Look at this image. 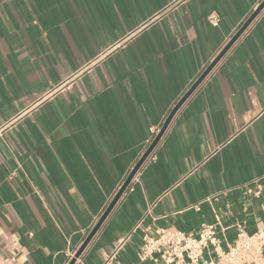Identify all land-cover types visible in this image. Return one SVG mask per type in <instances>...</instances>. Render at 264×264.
<instances>
[{"label":"crops","instance_id":"obj_1","mask_svg":"<svg viewBox=\"0 0 264 264\" xmlns=\"http://www.w3.org/2000/svg\"><path fill=\"white\" fill-rule=\"evenodd\" d=\"M262 1L0 0V254L19 239L20 264H65ZM203 224L224 251L239 227L264 226V9L178 111L79 264H165L159 253L139 260L143 236ZM208 259L212 244L197 264Z\"/></svg>","mask_w":264,"mask_h":264},{"label":"built area","instance_id":"obj_2","mask_svg":"<svg viewBox=\"0 0 264 264\" xmlns=\"http://www.w3.org/2000/svg\"><path fill=\"white\" fill-rule=\"evenodd\" d=\"M61 87H55L54 91L59 90ZM158 130L160 131V129ZM217 220L219 223V217H217ZM215 234L214 224H203L197 234L185 233L174 226L158 228L155 235L143 236L138 257L143 262L148 258H152L155 253H159L165 264H197L204 248L208 244H212L217 252V259H208L204 261V264L263 263L264 226L258 228L253 234H248L242 227H239L235 243L230 245L226 251L220 248ZM77 250L70 252L68 261L65 264H69ZM19 254V239H15L13 249L9 254H0V264H20ZM80 261L81 257L76 259L75 264H79Z\"/></svg>","mask_w":264,"mask_h":264},{"label":"water","instance_id":"obj_3","mask_svg":"<svg viewBox=\"0 0 264 264\" xmlns=\"http://www.w3.org/2000/svg\"><path fill=\"white\" fill-rule=\"evenodd\" d=\"M264 9V0L260 3V5L252 12V14L246 19V21L241 25V27L236 31V33L231 37L228 43L223 47L220 53L209 63L206 69L201 73V75L197 78V80L193 83V85L189 88V90L179 99L176 105L172 108L169 115L167 116L166 120L164 121L160 131L155 136L153 141L147 147L143 155L137 161L131 172L128 174L127 178L125 179L124 183L121 185L111 202L109 203L108 207L105 209L103 214L101 215L98 222L94 225L88 235L85 237L83 243L77 250L75 256L71 259L69 264H75L76 259L81 257L83 253L86 251L92 240L95 238L99 230L101 229L102 225L110 216L111 212L122 198L123 194L126 192L128 187L130 186L132 180L145 164L149 156L152 154L156 146L161 141L162 137L165 135L168 127L172 123L174 117L181 109V107L186 103V101L190 98V96L196 91V89L203 83L206 77L210 74V72L216 67V65L220 62V60L228 53V51L233 47L236 41L243 35V33L247 30V28L252 24V22L256 19V17L262 12Z\"/></svg>","mask_w":264,"mask_h":264}]
</instances>
